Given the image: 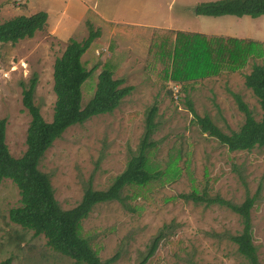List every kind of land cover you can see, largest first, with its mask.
<instances>
[{
  "label": "rangeland",
  "instance_id": "374dc122",
  "mask_svg": "<svg viewBox=\"0 0 264 264\" xmlns=\"http://www.w3.org/2000/svg\"><path fill=\"white\" fill-rule=\"evenodd\" d=\"M57 1L42 0L46 10L30 12L27 7L12 6V11L0 13V23L40 11L50 14L45 29L34 38L16 45L0 44V121L7 120L10 153L21 158L27 151L32 118L23 105L24 90L37 79L35 104L45 121L52 122L55 62L71 39L82 41L89 36L91 24L101 36L83 57L88 70L97 67L83 86V105L94 97L105 68L114 72V79L124 80L123 86L134 89L114 113L69 128L46 153L39 169L50 177L60 207L75 208L90 184L98 191L110 188L137 155L149 111L157 106L148 167L151 173L160 172L159 180L144 188H126L124 202L95 206L80 225L81 236L103 262L118 255L113 264H141L157 237H162L158 249L146 264H249L231 239L242 232L240 216L218 203H195L184 196L197 194L234 205L255 198L253 237L259 262L264 264V147L231 152L202 131L188 106L191 102L198 116H209L226 134L238 132L245 123L236 96L261 120L258 99L246 88L245 76L256 63L264 64V16L197 15L200 4L218 0H97V13L92 10L96 0L93 4L66 0L67 9L56 5ZM171 15L176 16L178 22L173 25L178 29L236 35L249 39L246 43L252 39L260 45L259 55L244 72L190 80L183 86L167 81V67L160 68L162 47L157 43L162 35L155 40L154 33L124 23H165ZM240 42L223 44L217 54L226 58L229 47ZM20 206L18 187L11 180L0 181V263L12 259V264H76L54 252L44 236L36 237L10 220V211Z\"/></svg>",
  "mask_w": 264,
  "mask_h": 264
},
{
  "label": "trees",
  "instance_id": "16d2710c",
  "mask_svg": "<svg viewBox=\"0 0 264 264\" xmlns=\"http://www.w3.org/2000/svg\"><path fill=\"white\" fill-rule=\"evenodd\" d=\"M196 13L210 17L249 16L257 19L264 16V0H218L200 4L196 8ZM47 21L48 14L39 12L30 16L20 15L0 23V44L16 45L25 39L34 38L38 32L45 29ZM88 26L89 36L82 41L71 39L63 55L55 62L56 103L52 122L45 121L40 108L35 104L37 79H33L29 88L24 90L23 105L31 115L32 121L27 133V151L21 158H15L10 153L6 143L7 120L0 121V181L11 180L20 191L21 206L10 211V220L13 223L25 230L33 231L36 237L44 236L47 239V245L54 252L72 259L76 264H113L117 261L118 255L103 262L90 242L81 236L80 225L90 216L95 206L114 201L124 202L125 198L122 194L126 188H144L159 180L160 172L151 173L148 167V154L154 148V142L151 139L157 126L155 117L158 107L154 106L149 111L146 133L137 155L130 160L127 169L117 176L110 188L105 191L95 190L90 184L82 201L75 208L63 210L60 207L55 198L50 177L39 169L46 153L69 128L83 125L93 117L114 113L134 89L123 86L124 80L114 79V72L105 68L98 77L94 97L86 106L83 105V86L97 70V67L88 70L84 65L83 57L101 36L100 30H94L91 24ZM153 38L156 40V35ZM159 41L157 40V43L162 47L159 56L160 68L167 67L164 78L181 86L190 81L194 71H199L200 76H204L202 67L191 68L196 66L191 64V61L197 63L204 54L206 56L204 61L207 62V58L210 59L212 54L219 53L221 46H224L223 43L211 46L207 42L199 44L195 41H179L178 45L177 41L172 48L167 38ZM249 44L250 47L246 50L254 51V44L252 42ZM233 51L236 52L234 62L237 63L238 56L241 58L242 55L241 49L238 46L229 47L230 56ZM181 52L185 54V60ZM220 57L225 56L220 55ZM183 69L184 71L180 73ZM245 86L258 99L262 118L259 121L256 120L248 105L240 96H236L238 107L246 116L245 123L238 132L224 133L209 116L203 118L198 116L192 103L188 102L189 109L195 115L202 131L218 139L231 152L252 151L264 147V64H256L252 67L251 73L245 76ZM184 198L208 205L218 203L239 215L243 229L231 239L237 245L240 255L249 264H260L258 249L254 244L251 217L255 198H247L241 205L206 196L200 197L197 194L184 196ZM161 239L162 237L155 239L141 264H146L154 256ZM0 264H12V259H7Z\"/></svg>",
  "mask_w": 264,
  "mask_h": 264
},
{
  "label": "crops",
  "instance_id": "0c3cea01",
  "mask_svg": "<svg viewBox=\"0 0 264 264\" xmlns=\"http://www.w3.org/2000/svg\"><path fill=\"white\" fill-rule=\"evenodd\" d=\"M41 1L42 0H0V6H1V10L7 9V11L8 10L12 11V6L15 8H18V9H22V8L27 7L28 10H31L30 12H34L35 10H46L47 5H45V6L42 5ZM50 1L51 0H48V2H50ZM78 1L83 2L84 0H78ZM65 2H66V0H58L55 4L57 5V3H60L61 7L64 6L67 9L68 4H67V2L66 3ZM97 2L98 1L96 0L94 2V6L92 7V10H94L95 13H97V11H98L97 9L99 8L97 6ZM63 3H65V4L63 5ZM90 3L93 4V0H91ZM33 4H35V6H33ZM26 12H28V11H26ZM40 12H45V11H40ZM46 13L48 14V20H49V18H50L49 10L46 11ZM99 14L103 15L102 13H99ZM28 16H30V15H28ZM175 17H176L175 15H171L168 18L169 20H167V22H165V23L157 22L156 24H153V23L141 24V23H137V22H131V23L127 22L124 24H126L128 26H133V27H141L140 29H142V31L147 30V31H149V33H154L155 35H157V34H159L160 36L162 35L161 37H163V38H160V40H166V38H168L170 42L173 40L174 42L172 43V48H174L177 41H178V45H179V41H183V42L184 41H195V42H198L199 44L207 42L211 46H216L217 44H221V43H223V44H234V42L236 40L241 41L240 44L236 45V46L240 47L241 53H242L241 58L238 56V62L237 63L234 62V60L236 58V52L235 51L232 52L231 56L228 54V56L226 58H222V57H220V55L214 53L211 55L210 59L207 58V60H208L207 62L204 61V59L206 58V56L204 54L202 55V57L200 58V60L197 63H193L191 61V64L196 65V66H191V68L197 69V67H202V70H203L202 74L204 75V76H200L201 74L199 73V71H194L193 77H191L189 79L191 81L199 82L202 80L214 79V78H218L219 76H226L227 72L228 73L244 72V68H246V66H249L250 62L254 61V56H256L257 54L259 55V49L258 48H260V45L251 41L252 39H250V42H252L254 44V51L253 50L249 51V50H246L250 47L249 42L246 43V41H249V39L242 38V37L239 39V37H237L236 35H224L226 33H219L218 34L216 31L204 33L201 31L196 32V31L189 29V28H186V27L184 29H178V28L174 27V25H173L175 22H178ZM223 17H225V16H223ZM223 17H220V19H222ZM233 17H235V16H233ZM244 17H247V16H244ZM83 18H82V20H83ZM214 18H219V17H214ZM236 18H239V17H236ZM242 18L243 17H241L239 19H242ZM60 21H61V19L57 20L55 23H60ZM184 34L194 35L195 37L194 36L190 37V36H187ZM242 42H244V43H242ZM236 46H234V47H236ZM217 51H218V49H217ZM181 55L183 57V60H185V58H186L185 54L183 52H181ZM171 62H172V57H171ZM205 65H206V68H204ZM180 70H181V68L179 69V71ZM183 71H184V69L180 73H182ZM229 75L231 76L233 74H229Z\"/></svg>",
  "mask_w": 264,
  "mask_h": 264
},
{
  "label": "built area",
  "instance_id": "2783aa9c",
  "mask_svg": "<svg viewBox=\"0 0 264 264\" xmlns=\"http://www.w3.org/2000/svg\"><path fill=\"white\" fill-rule=\"evenodd\" d=\"M180 91H178L177 93H179Z\"/></svg>",
  "mask_w": 264,
  "mask_h": 264
}]
</instances>
